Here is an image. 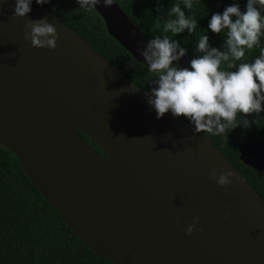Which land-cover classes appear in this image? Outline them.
Listing matches in <instances>:
<instances>
[{"label": "water", "instance_id": "1", "mask_svg": "<svg viewBox=\"0 0 264 264\" xmlns=\"http://www.w3.org/2000/svg\"><path fill=\"white\" fill-rule=\"evenodd\" d=\"M96 11L142 63L149 39L116 0ZM12 12L0 0V143L66 224L114 264H264V200L214 143L181 117L157 119L146 92L44 5ZM40 18L57 29L54 50L25 38ZM239 150L264 174V142Z\"/></svg>", "mask_w": 264, "mask_h": 264}, {"label": "clouds", "instance_id": "2", "mask_svg": "<svg viewBox=\"0 0 264 264\" xmlns=\"http://www.w3.org/2000/svg\"><path fill=\"white\" fill-rule=\"evenodd\" d=\"M32 3L33 0H13V18L28 16ZM35 3L45 5L50 0ZM113 3L115 0H76L85 13L95 11L101 4L110 7ZM195 3L196 0H178L165 13L161 0H156V13L169 18L163 24L165 34L155 35L137 49L142 57L140 67H146L154 77L145 93L146 103L157 119L170 113L173 118L187 120L193 134L228 139L237 127L247 130L264 120V0H245L243 8L239 0H233L222 12H213L207 30L221 35V44L213 46L206 31L195 42V54L188 66L181 67V58L189 50L174 37L195 32ZM25 38L35 48L54 50L58 33L53 23L40 18L26 23ZM254 51L257 54L253 55ZM136 65L137 59L132 55L128 67ZM232 177L231 171L210 172V178L221 187L231 185ZM197 222L194 217L187 234L193 232Z\"/></svg>", "mask_w": 264, "mask_h": 264}, {"label": "trees", "instance_id": "3", "mask_svg": "<svg viewBox=\"0 0 264 264\" xmlns=\"http://www.w3.org/2000/svg\"><path fill=\"white\" fill-rule=\"evenodd\" d=\"M116 2L148 39L165 34L163 24L169 17L156 13V0ZM176 2L178 0H161L164 12L171 3ZM231 3L233 0H196L193 12L198 18V26L195 32L191 36L184 33L174 37L188 48L186 55L189 60L195 54V42L206 31L209 42L219 47L222 36L207 30V23L213 12H222ZM239 3L243 8L245 0H239ZM44 6L56 18L76 30L102 57L143 91L149 89L153 74L148 73L146 67H140L138 60L135 68L128 67L132 55L108 33L103 18L96 10L85 13L76 2L69 0H50ZM203 134L234 164L264 200V174L245 165L240 160L239 150L245 142H264V120L247 130L237 127L228 134V139ZM83 136L94 150L104 155L94 141L85 134ZM0 264H114L98 256L66 224L27 177L18 158L1 143Z\"/></svg>", "mask_w": 264, "mask_h": 264}]
</instances>
